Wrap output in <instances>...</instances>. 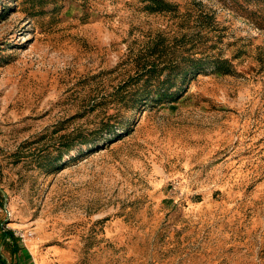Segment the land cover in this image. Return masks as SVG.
<instances>
[{
  "label": "rangeland",
  "instance_id": "rangeland-1",
  "mask_svg": "<svg viewBox=\"0 0 264 264\" xmlns=\"http://www.w3.org/2000/svg\"><path fill=\"white\" fill-rule=\"evenodd\" d=\"M164 1L0 0V253L264 264V0Z\"/></svg>",
  "mask_w": 264,
  "mask_h": 264
},
{
  "label": "trees",
  "instance_id": "trees-1",
  "mask_svg": "<svg viewBox=\"0 0 264 264\" xmlns=\"http://www.w3.org/2000/svg\"><path fill=\"white\" fill-rule=\"evenodd\" d=\"M174 5H171V4H169V3H167V2H165L164 0H152V4H151V6L149 7V10L151 11V12H157V11H159V12H162V11H170V10H172V9H174ZM204 65H205V62L203 61V60H201V59H199L198 61H197V63H195L194 61L192 62V66L194 67V69H195V67L197 66V69L198 70H200V69H204ZM219 67V66H218ZM201 70V71H202ZM193 71L194 70H192V72H190V70H185L183 73H182V77H183V79L185 80V79H188L191 75H193L192 73H193ZM182 79V80H183ZM180 92V90L178 89V90H176L175 92H170V87H166V88H159L157 91H156V95L158 96V97H160V98H174L175 97V95H177L178 93ZM143 95V97H144V99H143V103H148V97H149V95H150V92H148V91H145L144 92V94H142ZM142 101L140 100L139 101V103H141ZM70 149V146H68V150ZM0 195H1V193H0ZM3 204H1V202H0V206H2ZM13 237V234L11 233V232H7V238H10V237ZM5 245H7V247H10V246H8V244L5 242ZM11 245V251H12V254H15V253H18L19 251H20V247H19V245H18V243H17V241L15 242V244H10Z\"/></svg>",
  "mask_w": 264,
  "mask_h": 264
},
{
  "label": "crops",
  "instance_id": "crops-1",
  "mask_svg": "<svg viewBox=\"0 0 264 264\" xmlns=\"http://www.w3.org/2000/svg\"><path fill=\"white\" fill-rule=\"evenodd\" d=\"M6 248L5 253H0V264H37L35 261H32L29 257H27L24 249L18 253L12 254L11 245ZM31 251V248H30Z\"/></svg>",
  "mask_w": 264,
  "mask_h": 264
},
{
  "label": "built area",
  "instance_id": "built-area-1",
  "mask_svg": "<svg viewBox=\"0 0 264 264\" xmlns=\"http://www.w3.org/2000/svg\"><path fill=\"white\" fill-rule=\"evenodd\" d=\"M17 236L20 238L21 241L26 242L27 240H31L34 236V233L31 231H28L26 233H18Z\"/></svg>",
  "mask_w": 264,
  "mask_h": 264
}]
</instances>
